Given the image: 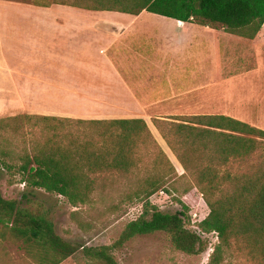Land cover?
<instances>
[{
  "label": "trees",
  "instance_id": "16d2710c",
  "mask_svg": "<svg viewBox=\"0 0 264 264\" xmlns=\"http://www.w3.org/2000/svg\"><path fill=\"white\" fill-rule=\"evenodd\" d=\"M21 1L134 15L147 11L247 39H255L264 26V0ZM22 116L31 127V136L48 130L53 135L48 139L42 134L34 136L37 143L31 150L24 148L19 166L22 181L28 187L63 196L74 207L93 201L98 174L130 173L144 164L143 156L149 153L167 157L144 118ZM152 121L183 165V175L190 180L191 185L180 194L184 196L197 188L210 209L197 224L199 230L188 228L190 208L183 202L181 210L169 213L148 200L165 185L161 177L140 180L134 194L137 199L146 200L143 211L109 245L78 247L57 234L54 221L45 211L25 207L20 200L6 199L1 191L0 227H7L10 238L20 242L38 264H61L78 250H82L86 264H118L117 250L138 235L156 232H166L174 247L188 255L205 253L210 244L206 235L216 233L219 241L208 264H226L234 255L264 264V129L221 114L156 117ZM63 124H76L81 135L69 131L64 141L57 133ZM81 125L94 131L88 134Z\"/></svg>",
  "mask_w": 264,
  "mask_h": 264
},
{
  "label": "rangeland",
  "instance_id": "374dc122",
  "mask_svg": "<svg viewBox=\"0 0 264 264\" xmlns=\"http://www.w3.org/2000/svg\"><path fill=\"white\" fill-rule=\"evenodd\" d=\"M163 18L164 21H161L152 17L147 23L159 26L156 27V33L186 35L185 55L186 58L188 55L192 56L187 86L197 87L199 81H196L193 72L200 66L204 68L200 80L202 89L176 96L155 106L145 105L144 109L129 114L147 121L167 157L162 153L152 155L149 153L143 156L144 164L134 168L130 173L114 171L98 174L93 201L74 207L63 196L28 187L19 173V166L22 164L20 156L25 151L24 148L31 150L33 144L37 143L34 136L42 134L45 135L44 139L51 138L53 136L51 130L38 131L31 136L29 134L31 127L22 114L17 117L0 118L2 195L6 199L20 200L25 207L33 206L45 211L54 221L57 234L78 247L109 245L118 239L125 225L139 217L143 211L146 200L137 199L134 192L139 188L140 180L146 177H161L165 181V185L148 199L159 210L173 213L182 209L181 202H183L190 208V223L187 226L191 230H198L197 224L208 216L210 209L203 194L197 188L184 196L180 194L191 185L190 180L183 175L185 174L183 165L154 126L153 118L221 114L264 129V26L255 39L227 34L222 29H218L215 40L209 38V32L203 28L186 32L177 27L174 19ZM163 26L168 30L163 31ZM137 72L139 76H143L140 82H146L148 72L144 68H139ZM149 82L155 83V90H163L162 88L167 87L166 80L163 79L160 81L155 79L154 82L148 80ZM151 86L153 87V84ZM155 96L168 97L169 94ZM63 126L67 127L64 129ZM63 126H59L57 133L64 141H67L65 135L69 131L77 136L81 135L76 124H63ZM80 127H85L88 134L93 130L89 126ZM153 151L152 148L151 152ZM206 237L210 242L209 248L200 255H188L177 250L166 232L138 235L122 249L117 250L115 255L118 264H208L219 238L216 233H209ZM229 262L258 264L240 255H234L231 260L227 259L226 264ZM0 264H38V262L28 256L21 248L20 242L10 238L7 227H0ZM61 264H86V259L82 250H78Z\"/></svg>",
  "mask_w": 264,
  "mask_h": 264
},
{
  "label": "crops",
  "instance_id": "0c3cea01",
  "mask_svg": "<svg viewBox=\"0 0 264 264\" xmlns=\"http://www.w3.org/2000/svg\"><path fill=\"white\" fill-rule=\"evenodd\" d=\"M147 13L0 0V118L131 119L136 117L129 114L145 105L202 89L201 66L191 71L197 87L186 84L192 66L186 35L156 33L159 26L147 22L164 16ZM175 22L186 32L203 28L211 39L218 32ZM139 68L148 72L147 83L163 79L167 87L155 90V83L140 82ZM163 93L169 96H155Z\"/></svg>",
  "mask_w": 264,
  "mask_h": 264
},
{
  "label": "built area",
  "instance_id": "2783aa9c",
  "mask_svg": "<svg viewBox=\"0 0 264 264\" xmlns=\"http://www.w3.org/2000/svg\"><path fill=\"white\" fill-rule=\"evenodd\" d=\"M163 193V192H162ZM197 229L199 230L198 226H197Z\"/></svg>",
  "mask_w": 264,
  "mask_h": 264
}]
</instances>
